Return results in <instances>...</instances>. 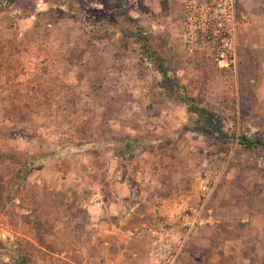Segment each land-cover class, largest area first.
<instances>
[{"label": "rangeland", "instance_id": "obj_1", "mask_svg": "<svg viewBox=\"0 0 264 264\" xmlns=\"http://www.w3.org/2000/svg\"><path fill=\"white\" fill-rule=\"evenodd\" d=\"M124 1L190 97L232 136L264 138V0H237L230 65L180 38L202 0ZM117 8L0 0V149L39 155L15 193L0 162V264H149L165 234L184 244L177 264H264V149L188 130Z\"/></svg>", "mask_w": 264, "mask_h": 264}, {"label": "trees", "instance_id": "obj_2", "mask_svg": "<svg viewBox=\"0 0 264 264\" xmlns=\"http://www.w3.org/2000/svg\"><path fill=\"white\" fill-rule=\"evenodd\" d=\"M14 0H11L13 2ZM117 4L116 16L122 19L123 24L119 29L124 36L133 39L140 44L145 53L152 57L155 63L156 69L162 74V80L159 83L161 88V94L165 98H171L173 100L183 101L188 105V111L191 114V123L186 125L188 130L195 131L204 135L215 136L223 141H228L232 137H237L239 143L245 148L254 150L258 148L264 149V138L260 135H248L240 133L239 135L232 136L231 133L225 129L224 117L214 110H210L204 106L199 105L193 97H190L187 93V88L176 77L175 71L165 63L163 56L150 45V36L148 30L138 21L136 17L130 14L125 5L124 0H115ZM94 26L97 21H92ZM107 24L116 27L118 24L112 18H109ZM98 34V38H105L108 33L106 32ZM38 153L29 152L25 150L5 151L0 149V162L9 163L12 166H16V176L14 177L13 184L14 193L20 188L23 178L29 172L31 166L34 164L35 159L38 158ZM8 177H4L2 180H6ZM8 197V196H7Z\"/></svg>", "mask_w": 264, "mask_h": 264}, {"label": "built area", "instance_id": "obj_3", "mask_svg": "<svg viewBox=\"0 0 264 264\" xmlns=\"http://www.w3.org/2000/svg\"><path fill=\"white\" fill-rule=\"evenodd\" d=\"M239 29L237 0H202L185 20L181 39L188 52L206 48L214 59L230 65L238 61ZM183 245L163 235L149 252V264H177Z\"/></svg>", "mask_w": 264, "mask_h": 264}, {"label": "crops", "instance_id": "obj_4", "mask_svg": "<svg viewBox=\"0 0 264 264\" xmlns=\"http://www.w3.org/2000/svg\"><path fill=\"white\" fill-rule=\"evenodd\" d=\"M192 1H194V2H196V0H192ZM197 4V3H196ZM196 6H198L197 8H199L200 6H201V3H198ZM155 25V24H154ZM180 38H181V33H180ZM183 42V41H182ZM119 85V89H120V92H122V90L123 91H126L125 89H124V87H123V89H122V85L119 83L118 84ZM145 97V96H144ZM103 202H109V201H111V199H109L107 196H103ZM97 201H99V200H97ZM101 203V202H100ZM98 205H99V202H97V204H94V205H90L89 206V208H88V210H89V212H90V214H94L96 211H98V209L99 210H101L102 212H103V216H104V214H106L107 213V216L109 215V214H113V212H114V201H112L111 202V205L110 206H107L106 205V207L104 208H102V207H98ZM106 219V218H105ZM105 221H107V220H105ZM104 225H103V228H102V232H103V234H105L106 235V233L109 231V229L111 228H113L112 227V225L111 224H109V223H107V222H105V223H103ZM108 234V233H107Z\"/></svg>", "mask_w": 264, "mask_h": 264}]
</instances>
